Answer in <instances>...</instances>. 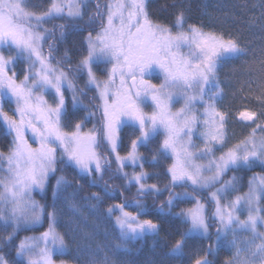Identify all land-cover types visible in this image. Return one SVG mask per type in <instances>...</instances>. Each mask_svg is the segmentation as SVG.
I'll list each match as a JSON object with an SVG mask.
<instances>
[{"label": "snow or ice", "instance_id": "snow-or-ice-1", "mask_svg": "<svg viewBox=\"0 0 264 264\" xmlns=\"http://www.w3.org/2000/svg\"><path fill=\"white\" fill-rule=\"evenodd\" d=\"M89 2L49 0L46 8L37 11L31 0H0V127L11 136L8 153L0 152V226L7 232L0 238V264H54L53 257L67 250L64 236L57 230L56 201L69 181L63 175L56 178L51 206L35 200L33 192L45 193L60 166L102 179L111 167L113 154L125 186L135 185L137 189L135 200L107 208L109 217L118 213L114 223L122 242L159 234L160 220L142 217L150 214L147 197L167 192L166 201L156 206V211L188 225L172 245L171 254L184 255L185 241L190 237L211 240L215 235V243L194 261L212 264L208 257L231 234L230 246L235 251L226 264H264V231L259 230L264 226V175L253 176L248 191L236 195L240 193L238 177L224 179L229 171L250 168L257 162L264 167V110L237 114L245 127L255 126L229 146L231 112L219 107L224 92L217 73L223 60L242 54L238 42L196 24L185 28L182 10L169 25L153 20L148 0H108L106 5L97 2L95 15L88 17V24L100 21L99 31L94 35L89 31L84 37L87 51L75 68L54 66L53 45L48 44L45 55L44 42L57 28L61 38L69 26L82 30L75 22L84 19ZM57 18L72 24L45 27ZM5 50L11 55L5 56ZM21 60L27 67L18 80L14 69ZM100 64L110 65L104 79L94 71ZM154 70L159 73V83L152 82ZM72 71L86 74L85 87H94L92 99H98L85 119L99 116V123H93L87 132L83 131V120L66 130L65 88L73 92V109L82 106L69 79ZM49 95L52 103L45 98ZM5 101L14 104V109L5 111ZM180 101L182 106L173 111V105ZM149 103L152 110L146 112ZM125 129H130L134 138L122 156L119 149ZM197 129H202L198 137ZM196 139L202 147L197 146ZM103 145L107 146V157L98 151ZM142 147L150 152V158L139 151ZM168 159L171 163L164 173L168 182L163 187L158 182L147 183L161 174L145 171V163L159 165ZM200 160L206 163H198ZM128 166L133 168L131 175L124 171ZM176 188L184 190L174 191ZM105 195L114 196L115 192L106 191ZM91 198L101 199L97 193ZM178 203L191 206L174 212ZM45 219L47 229L38 236L20 238L15 256L9 259L3 249L11 246L21 231L43 226ZM213 224L215 233L211 231ZM241 233L249 235L240 239ZM121 250L122 245L117 244L114 251ZM99 264H109V257L105 255Z\"/></svg>", "mask_w": 264, "mask_h": 264}, {"label": "trees", "instance_id": "trees-1", "mask_svg": "<svg viewBox=\"0 0 264 264\" xmlns=\"http://www.w3.org/2000/svg\"><path fill=\"white\" fill-rule=\"evenodd\" d=\"M97 2L106 5L108 0H90L85 9L84 19L75 22L79 23L78 25L82 28L79 35L76 30L69 26L61 38L60 30L57 28L54 34L44 42L43 51L45 55L48 54L44 50L45 47H48L50 42L53 45L51 56L54 66L74 69L81 56L86 54L87 46L84 37L89 31H93L94 34L95 31L99 30V20L95 24L87 23L88 17L95 15ZM48 3L49 0H31L32 8L37 11L46 8ZM181 10L185 16V28L189 24H196L205 31L221 34L226 39H235L242 49V54L239 57L226 59L219 70V82L224 92L222 103L234 113L244 110L257 112L264 110L262 108L264 88L260 87L261 84H264V0H148V11L151 17L163 24L171 25L176 13ZM60 24L71 25L72 21L57 18L49 21L45 27L52 29L54 25ZM26 67V62L21 61L15 66V70L18 73L22 71L21 75H24ZM94 71H96L98 78L104 79L106 77L104 64H100L98 69L94 66ZM69 73L77 89L76 94L79 97L77 99L81 100L82 106L74 110L73 97H68L65 123L69 127L66 130H71L75 123L81 120L84 121L85 127L91 129L93 123H99V116L95 120L85 118L98 103V99H92L96 95V91L93 87L91 90L85 87L86 74L74 71ZM75 74L78 76L76 77ZM81 91L84 94H81ZM132 138L134 136L131 135V130L125 129L123 144L119 149L122 156L126 154L127 145ZM10 142L11 136L6 135L5 130L0 127V152L7 154ZM155 146V144L152 145V147ZM98 151L101 155L108 156L106 145H103ZM139 151L149 155L150 158V152L145 148L142 147ZM110 158L111 167L106 169L102 179L80 175L75 168L60 166L56 174L50 178L45 193L42 194L39 190L33 192L35 200L51 206L53 202L52 186L55 184L56 178L63 175L69 181V186L61 192L60 199L56 201L59 220L57 230L64 236L67 250L62 255L57 254L55 259L64 264H93V260L99 264L107 255L109 264H194L197 258L204 256V250L213 243L215 235L212 236L211 240L190 237L185 241L184 255L171 254L172 245L180 238V233L186 230L188 225L181 224L179 220L173 217L161 216L156 211V206L166 201L167 192L159 197H147L146 203L149 206L150 214L142 217L143 219L156 218L160 220L161 228L158 235L149 234L126 242L119 239V230L116 228L112 216L109 217L107 214V208L115 203L135 200L137 189L135 185L125 186L123 177L117 172L114 156L112 155ZM170 163V159L159 165L145 163V171L161 174L158 178L153 176L147 183L158 182L163 187L168 182L164 173ZM124 171L131 175L133 168L128 166ZM135 171L138 172L140 169L137 167ZM233 175L238 177L240 189V193L233 195L242 194L244 193L243 190H246L247 182L253 176L264 175V167L257 162L250 168L229 171L224 179H230ZM93 180L96 181L95 185ZM105 185L108 186L107 189ZM183 190L182 188L174 189V191ZM106 191H114L115 195L107 196L105 195ZM93 193L99 194L101 199L99 201L92 199ZM261 205L264 206V201L261 202ZM190 206V203H178L173 211H179L180 208ZM211 207L209 206V212H211ZM128 210L134 211V209ZM214 226L215 224H213ZM47 227L48 224L45 219L43 226H37L29 231H21L12 245L4 248L3 251L11 259L15 256V244L20 238L26 235H39ZM213 227L211 231L215 233ZM6 234V230L0 226V238ZM117 244H121L124 250L114 251ZM98 249L99 251H97ZM218 250H214L208 259L212 261V264H226L227 257L224 255V251L222 250L221 254Z\"/></svg>", "mask_w": 264, "mask_h": 264}, {"label": "rangeland", "instance_id": "rangeland-1", "mask_svg": "<svg viewBox=\"0 0 264 264\" xmlns=\"http://www.w3.org/2000/svg\"><path fill=\"white\" fill-rule=\"evenodd\" d=\"M106 11V10H105ZM204 30V29H203ZM205 31V30H204ZM95 34V33H94ZM93 34V35H94ZM4 55L5 56H8V55H11V52H9L8 50H5L4 51ZM241 55V54H240ZM240 55L238 56H235L233 58H237L239 57ZM23 62V60H21ZM19 61V62H21ZM225 60H223L221 62V67L222 68V63L224 62ZM18 62V63H19ZM17 63V64H18ZM16 64V65H17ZM15 65V66H16ZM106 67H110V65L106 66ZM15 70V69H14ZM220 70V69H219ZM22 71L19 72V78L23 76V74L21 75ZM218 75V78H219V81H220V77H219V71L217 73ZM21 79V78H20ZM152 82L153 83H159L160 82V79H159V73L157 70H154L153 72V77H152ZM70 90H68L67 88H65V93L69 92ZM213 91H215L213 89ZM68 94V93H67ZM51 95L49 96H46L45 98L48 100V98H50ZM182 101L180 102H177L173 105L172 107V110L173 111H176L177 109H179L181 106H182ZM11 109H14L15 105H12L10 106ZM219 107L221 108V110H227V111H230L228 107H226L223 103H222V100L220 101V104H219ZM146 112H151L152 108H151V105L149 103V105L147 107H145L144 109ZM199 110L200 111H203V108L202 107H199ZM231 112V116L229 118V121H228V124H227V130H228V137H229V140H228V145L230 146L231 144L233 143H236L238 142L240 139H243L250 131H251V127H254L255 125H251V127H245L244 123L243 122H240L239 119H238V113L240 112ZM259 122V121H258ZM89 130V128L86 126H84L83 128V131L87 132ZM202 131V129H197L196 130V135L197 137L199 136L200 132ZM195 143L197 144V146H200L202 147V142L199 140V139H196ZM36 145L33 144V147H35ZM225 149H221L220 151H225ZM220 151H217L216 152V155L219 156L220 155ZM121 155V154H120ZM114 156V160H115V155L113 154ZM171 160V159H170ZM198 163H206V160H200V161H197ZM3 173H0V175H2ZM93 178H96V176H93ZM249 182V181H248ZM248 182H247V187H246V190L244 189L243 191L246 192L248 191ZM219 186V185H218ZM37 191V190H36ZM118 213H114L112 215V218H113V221H114V217L115 215H117ZM247 215V212L245 211L243 213V215L241 216V218L243 219L245 216ZM115 224V223H114ZM213 229L216 230V225L213 227ZM260 231H264V226H262L260 229ZM249 234L248 233H241L240 234V239H243L245 238L246 236H248ZM38 236V235H36ZM232 240V236L231 234L228 235V237H226L222 242H221V246L218 248L222 254V250L224 251V255L227 257V260H229L233 254H234V251L235 249L233 247L230 246V241ZM259 242V241H257ZM213 243H215V236L213 237ZM217 250V249H216ZM56 256V255H55ZM55 256L53 257V260H54V264H62V262L58 261L55 259ZM64 264V263H63Z\"/></svg>", "mask_w": 264, "mask_h": 264}, {"label": "flooded vegetation", "instance_id": "flooded-vegetation-1", "mask_svg": "<svg viewBox=\"0 0 264 264\" xmlns=\"http://www.w3.org/2000/svg\"><path fill=\"white\" fill-rule=\"evenodd\" d=\"M79 24V23H78ZM81 31L82 30H76V33L79 35L80 33H81ZM51 43V42H50ZM52 44V43H51ZM45 51H46V53L48 52V47H45V49H44ZM65 70H68L67 68H64ZM16 71V70H15ZM19 74V73H18ZM75 76L77 77L78 76V74H75ZM17 79L19 80L20 78H19V76L17 77ZM69 79L71 80V76H70V73H69ZM68 93V94H67ZM67 93H65V99H66V101H67V96L68 97H73V92L72 91H69V92H67ZM76 96H77V94H76ZM48 101H49V103H52L53 101H52V96L50 97V98H48ZM12 105H14V104H9L7 101H5L4 102V110L5 111H9V109L11 108L10 106H12Z\"/></svg>", "mask_w": 264, "mask_h": 264}]
</instances>
